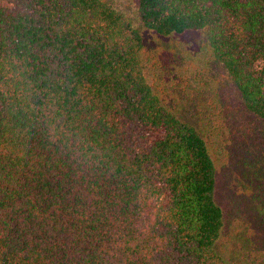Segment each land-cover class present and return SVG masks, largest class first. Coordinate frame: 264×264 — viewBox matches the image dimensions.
Masks as SVG:
<instances>
[{
	"label": "trees",
	"instance_id": "1",
	"mask_svg": "<svg viewBox=\"0 0 264 264\" xmlns=\"http://www.w3.org/2000/svg\"><path fill=\"white\" fill-rule=\"evenodd\" d=\"M138 13L161 37L204 31L264 121V0ZM147 70L142 36L103 0H0V264H232L208 142ZM250 201L247 258L264 264V184Z\"/></svg>",
	"mask_w": 264,
	"mask_h": 264
},
{
	"label": "rangeland",
	"instance_id": "2",
	"mask_svg": "<svg viewBox=\"0 0 264 264\" xmlns=\"http://www.w3.org/2000/svg\"><path fill=\"white\" fill-rule=\"evenodd\" d=\"M103 1L125 14L142 36L154 90L207 140L217 167L216 201L225 219L218 250L232 264H251L245 238L253 234L251 194L264 184V121L243 104L204 31L161 37L142 23L138 0Z\"/></svg>",
	"mask_w": 264,
	"mask_h": 264
}]
</instances>
